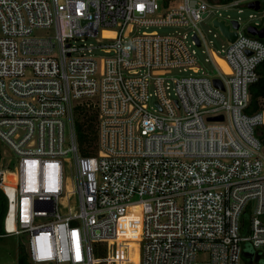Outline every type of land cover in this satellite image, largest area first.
<instances>
[{
	"label": "built area",
	"instance_id": "1",
	"mask_svg": "<svg viewBox=\"0 0 264 264\" xmlns=\"http://www.w3.org/2000/svg\"><path fill=\"white\" fill-rule=\"evenodd\" d=\"M256 2L262 29L264 0H0L3 236L25 234L31 264H119L131 242L137 264H264V40L232 17L212 20L238 35L214 26L221 49L193 28Z\"/></svg>",
	"mask_w": 264,
	"mask_h": 264
},
{
	"label": "rangeland",
	"instance_id": "2",
	"mask_svg": "<svg viewBox=\"0 0 264 264\" xmlns=\"http://www.w3.org/2000/svg\"><path fill=\"white\" fill-rule=\"evenodd\" d=\"M242 9V11L239 12V10ZM256 15L259 17L260 13L256 10L250 9L245 6L241 7H224L220 9L214 8L210 12H207L204 16V19L197 24V27H193L195 30H200L204 36L206 41L208 42L209 46H211L214 49H221L223 47L227 46V41L224 38V36L221 34V32L218 29H215L212 23V20L214 17H220V18H235L239 19L241 23V30L242 32L246 31L247 27L256 22L260 21L258 17L252 18L251 15ZM187 29V28H174V27H169V26H163V27H157L155 28L158 30L159 33L162 34H167V33H172L175 32L176 30L178 31H188L189 33L192 31V29ZM153 30V29H150ZM46 31L44 30H39L37 31L38 34H43ZM214 34H217L214 36ZM88 42H94L95 39H89ZM207 57V54L202 53L201 49L198 48V59L199 63L202 65H209L208 63L205 62V58ZM190 72H179L177 69L174 71L175 76L179 75H188ZM153 90V80H151L150 84V91ZM153 99L151 100V103L153 102ZM1 145V144H0ZM1 150L5 155H12L11 151H7V148L5 146L1 145ZM14 157V156H13ZM6 163V161H5ZM8 225L9 229L13 228V212H11V215L8 220ZM23 242L24 244L27 243L26 235H12V236H4L0 237V264H18V258H19V247L20 243ZM132 243V242H131ZM132 245H128V248L130 249L133 248ZM113 247V246H112ZM126 251V248H124ZM128 249V252L131 250ZM127 254L126 252L123 253L125 256L121 258V261L119 264H137L139 261V254L136 253V251L133 252L132 254ZM96 255L103 256L104 254L101 252H96ZM200 257H203L200 255ZM132 261V262H131Z\"/></svg>",
	"mask_w": 264,
	"mask_h": 264
},
{
	"label": "trees",
	"instance_id": "3",
	"mask_svg": "<svg viewBox=\"0 0 264 264\" xmlns=\"http://www.w3.org/2000/svg\"><path fill=\"white\" fill-rule=\"evenodd\" d=\"M226 1V0H223ZM264 40V38H262ZM262 76L259 81L251 87L252 105L256 110L259 108L260 99L264 98V63L262 65ZM76 132L82 154H90L95 151V113L87 108H79L76 115ZM4 153L0 145V164ZM8 209V200L0 189V237H4V218ZM11 215V214H10ZM132 244V243H130ZM130 254L133 255L134 247H130ZM105 254V252H103ZM18 264H31L26 251V244L20 243Z\"/></svg>",
	"mask_w": 264,
	"mask_h": 264
},
{
	"label": "water",
	"instance_id": "4",
	"mask_svg": "<svg viewBox=\"0 0 264 264\" xmlns=\"http://www.w3.org/2000/svg\"><path fill=\"white\" fill-rule=\"evenodd\" d=\"M259 3L256 2V3H249L248 4V8L250 9H258L259 8ZM232 24L234 26L235 29H238L239 28V23L237 21H232ZM214 26L215 27H218L220 28V30L222 31V33L230 40V41H235L236 38H237V32L236 31H231L230 29V25L226 24L224 20H217L215 19L214 20ZM247 31L252 34V35H256L258 36L259 38H263L264 37V27L262 29H256L254 26H249L247 28ZM197 42H198V45H200V40L198 38V36H195ZM214 83L223 88V85H222V82L219 80V79H215L214 80ZM216 119L218 120H222L223 117L222 116H219L217 117Z\"/></svg>",
	"mask_w": 264,
	"mask_h": 264
},
{
	"label": "bare ground",
	"instance_id": "5",
	"mask_svg": "<svg viewBox=\"0 0 264 264\" xmlns=\"http://www.w3.org/2000/svg\"><path fill=\"white\" fill-rule=\"evenodd\" d=\"M105 35H107V36H112V33L109 32V31H105ZM218 62H219V64L225 69V71H226L227 73H230V69H229V67L227 66L226 62H225L223 59L218 58ZM7 179L10 180V181H13V179H14V178H13V175H12V174L8 175V176H7Z\"/></svg>",
	"mask_w": 264,
	"mask_h": 264
},
{
	"label": "flooded vegetation",
	"instance_id": "6",
	"mask_svg": "<svg viewBox=\"0 0 264 264\" xmlns=\"http://www.w3.org/2000/svg\"><path fill=\"white\" fill-rule=\"evenodd\" d=\"M264 27V26H263ZM264 38V37H263Z\"/></svg>",
	"mask_w": 264,
	"mask_h": 264
}]
</instances>
